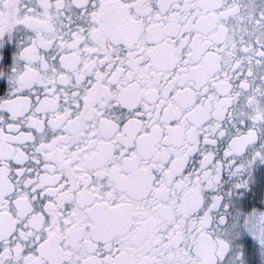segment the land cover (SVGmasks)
<instances>
[{"label":"snow or ice","instance_id":"obj_1","mask_svg":"<svg viewBox=\"0 0 264 264\" xmlns=\"http://www.w3.org/2000/svg\"><path fill=\"white\" fill-rule=\"evenodd\" d=\"M0 264H264V0H0Z\"/></svg>","mask_w":264,"mask_h":264}]
</instances>
